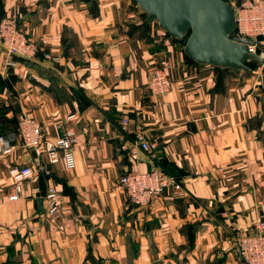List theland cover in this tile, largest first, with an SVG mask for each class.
Returning <instances> with one entry per match:
<instances>
[{"label": "crops", "instance_id": "0c3cea01", "mask_svg": "<svg viewBox=\"0 0 264 264\" xmlns=\"http://www.w3.org/2000/svg\"><path fill=\"white\" fill-rule=\"evenodd\" d=\"M6 17L38 51L9 64L0 44V131L19 133L29 115L46 138L42 154L18 139L15 155L0 158V264H245L236 237L255 233L264 207V64L190 60L137 0H0ZM156 69L171 80L164 96L148 88ZM140 130L158 144L153 162L141 149L131 154ZM67 132L77 138L73 170L50 157ZM38 164L50 174L10 199L12 168ZM154 166L182 194L166 189L147 207L133 205L121 175ZM50 187L60 195L54 217Z\"/></svg>", "mask_w": 264, "mask_h": 264}, {"label": "built area", "instance_id": "2783aa9c", "mask_svg": "<svg viewBox=\"0 0 264 264\" xmlns=\"http://www.w3.org/2000/svg\"><path fill=\"white\" fill-rule=\"evenodd\" d=\"M235 8V22L237 29L236 36L250 37L255 41H260L264 35V0H244ZM0 44L7 55L9 64H15L17 59H33L38 51L37 44L29 37L28 33L21 26L15 17H6L0 20ZM255 50V47L251 48ZM47 58L55 61L51 54ZM171 85L170 78L159 69L153 71L148 82L149 90L160 96H164L169 91ZM126 129L129 119H123ZM136 145L131 149V154L136 157L139 150L144 151L153 162L158 156V144L146 139L143 131H135ZM19 137V138H18ZM46 138L44 128L34 118L25 115L20 120L19 133H0V158L13 157L16 153V140H20L22 145L28 149H34L38 154H42V144ZM77 142L75 133L67 132L60 136L50 151L52 163H58L61 159L69 170H73L76 165L74 147ZM15 185L14 193L10 199H18L22 195V183L32 179L37 173L49 175L50 170L44 165H39L35 169L31 166L17 165L12 168ZM120 184L124 188L130 203L138 207H147L153 204L164 190L170 189L178 194H182L183 185L173 175L154 166L150 170L142 171L132 168L120 177ZM44 199L46 200V212L49 217L56 216L61 209L60 195L56 188H48ZM255 233L239 235L236 237L237 252L245 264H264V207L262 214L254 223Z\"/></svg>", "mask_w": 264, "mask_h": 264}, {"label": "water", "instance_id": "95a60500", "mask_svg": "<svg viewBox=\"0 0 264 264\" xmlns=\"http://www.w3.org/2000/svg\"><path fill=\"white\" fill-rule=\"evenodd\" d=\"M137 3L146 12L147 22L159 21L173 38L183 43L187 57L199 64L250 71H253L248 65L250 61L264 64L259 53L264 52L262 43L235 35V8L229 0H137ZM40 202L43 204V198Z\"/></svg>", "mask_w": 264, "mask_h": 264}, {"label": "trees", "instance_id": "16d2710c", "mask_svg": "<svg viewBox=\"0 0 264 264\" xmlns=\"http://www.w3.org/2000/svg\"><path fill=\"white\" fill-rule=\"evenodd\" d=\"M189 58V57H188ZM190 59V58H189ZM190 60H192V59H190ZM193 61V60H192ZM248 65L250 66V68L252 69V70H254V68H256V67H258V65H261L260 64V62H258V61H255V60H252V61H250L249 63H248ZM1 133H6V132H4V131H0ZM16 134H18V133H16Z\"/></svg>", "mask_w": 264, "mask_h": 264}]
</instances>
